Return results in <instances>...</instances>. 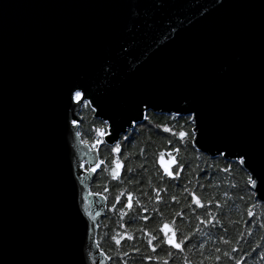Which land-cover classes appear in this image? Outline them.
Returning a JSON list of instances; mask_svg holds the SVG:
<instances>
[{
    "label": "water",
    "instance_id": "1",
    "mask_svg": "<svg viewBox=\"0 0 264 264\" xmlns=\"http://www.w3.org/2000/svg\"><path fill=\"white\" fill-rule=\"evenodd\" d=\"M85 102L107 144L188 115L264 205V0H0V264H109Z\"/></svg>",
    "mask_w": 264,
    "mask_h": 264
},
{
    "label": "trees",
    "instance_id": "2",
    "mask_svg": "<svg viewBox=\"0 0 264 264\" xmlns=\"http://www.w3.org/2000/svg\"><path fill=\"white\" fill-rule=\"evenodd\" d=\"M79 116L77 132L97 152L90 190L106 200L96 241L109 264H264V205L249 175L196 149L188 115L148 110L113 144L86 102ZM165 224L179 248L166 242Z\"/></svg>",
    "mask_w": 264,
    "mask_h": 264
},
{
    "label": "snow or ice",
    "instance_id": "3",
    "mask_svg": "<svg viewBox=\"0 0 264 264\" xmlns=\"http://www.w3.org/2000/svg\"><path fill=\"white\" fill-rule=\"evenodd\" d=\"M80 95H81V93H80L79 91L75 92V94H74L75 98H77V99H79ZM190 119H191V118H190ZM73 123H75V121H73ZM97 131H99V129H98ZM178 135H180L181 137H183V136L185 135V133H184L183 131H181V132L178 133ZM116 150H117L116 148L113 149V151H116ZM240 159L243 160L244 158H243V157H240ZM173 162H174V161H173ZM114 163H116V162L114 161ZM117 167H118V165H117ZM165 171L168 173V175H172V174H173L172 172L168 171L167 168H165ZM249 182H250V183L253 182V181L251 180V178H249ZM129 195H131V194H129ZM193 198L195 199V197H193ZM197 203H199L198 200H197ZM249 215H251V213H249ZM162 228H163V230H164L165 232L168 231V225H167V224L163 225ZM166 242H167L168 244H172V245H174V246L177 247V248L180 247V245H179L178 243H176L175 240L172 239V238L167 239Z\"/></svg>",
    "mask_w": 264,
    "mask_h": 264
},
{
    "label": "rangeland",
    "instance_id": "4",
    "mask_svg": "<svg viewBox=\"0 0 264 264\" xmlns=\"http://www.w3.org/2000/svg\"><path fill=\"white\" fill-rule=\"evenodd\" d=\"M159 162H160V164L163 166L164 169H165V168L169 169V166H170L171 163H172V159H170V158H168V157L161 156V157L159 158ZM164 232H165V231H164ZM165 233H166V235H167V239H169V238H172V239H173L172 230H171V228H170L169 225H168V231L165 232Z\"/></svg>",
    "mask_w": 264,
    "mask_h": 264
}]
</instances>
